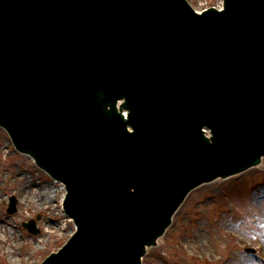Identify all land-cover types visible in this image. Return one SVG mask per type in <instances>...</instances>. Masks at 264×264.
Returning <instances> with one entry per match:
<instances>
[{
  "label": "water",
  "instance_id": "obj_1",
  "mask_svg": "<svg viewBox=\"0 0 264 264\" xmlns=\"http://www.w3.org/2000/svg\"><path fill=\"white\" fill-rule=\"evenodd\" d=\"M187 2L0 0V126L77 227L42 264H140L192 189L264 156V0Z\"/></svg>",
  "mask_w": 264,
  "mask_h": 264
},
{
  "label": "rangeland",
  "instance_id": "obj_2",
  "mask_svg": "<svg viewBox=\"0 0 264 264\" xmlns=\"http://www.w3.org/2000/svg\"><path fill=\"white\" fill-rule=\"evenodd\" d=\"M187 1L198 11L218 4V0ZM259 165L190 192L161 240L146 250L142 264H223L233 255L247 257L253 264H264V242L256 228L259 222L264 224V198L254 196L257 188H264V158ZM16 176L32 180L35 184L32 189L49 194V200L44 194H38L33 198L31 208L24 207L22 198L25 192L20 190L21 186L12 183ZM52 182L29 156L15 151L7 133L0 128V225H7V240L12 243V249H17L16 258L18 262L21 259V264H40L75 230L64 212L59 214L51 207L55 208L60 201L58 197L56 201L49 202L52 199ZM11 198L16 201V210L8 214ZM223 218L227 219L228 225L219 223ZM29 220H33L39 230L36 235L29 234L22 225ZM58 226L61 228L57 231ZM197 227L201 229L206 251L194 244ZM0 264H11L1 249Z\"/></svg>",
  "mask_w": 264,
  "mask_h": 264
},
{
  "label": "bare ground",
  "instance_id": "obj_3",
  "mask_svg": "<svg viewBox=\"0 0 264 264\" xmlns=\"http://www.w3.org/2000/svg\"><path fill=\"white\" fill-rule=\"evenodd\" d=\"M222 5H223L222 0H218V4L216 6L217 10H220L222 8ZM12 183H14L18 186H21L22 188L20 187V190L25 192L23 194L24 198H22V203H23V206L26 208H28V207L31 208L30 204L33 203V198L38 194L40 196H41V194L42 195L44 194L47 197V201L50 198L49 194L47 195V193H42V191L33 190L32 187L35 186V184L32 183V180L27 179L25 177H17L16 176V178H14L12 180ZM57 185H59V187ZM51 188L53 189L52 199L49 202L52 203V202L56 201V198L60 197L59 204H56L55 208L53 206H51L54 211H58L60 214L63 212L62 201H63V198L65 196V187L63 184L53 181ZM48 189H50V187ZM44 191H46V190L44 189ZM50 193H51V191H50ZM254 196L256 198L263 199L264 198V188L262 186L257 188V190H255V192H254ZM46 208H49V207H46ZM263 211H264V208L262 209V212ZM219 223L221 225H228V224H226L227 223L226 218L221 219V221H219ZM60 228L61 227L58 226L57 231ZM256 228L259 230L260 238L264 242V224L259 222V224ZM10 233H12V232H10ZM12 234H14V233H12ZM11 237L15 238L13 236H11ZM7 239H8L7 225H4V226L0 225V249L2 250V254L4 256L10 258L11 264H21L22 263L21 259H19L20 262H18L17 258H16L17 249H15V250L12 249V245H11L12 243H9ZM203 239L204 238L201 235V229H200V227H197V229L195 230V233H194V239H193L195 241L194 244H195V246L199 247L200 250L206 251L205 250L206 245L204 244ZM159 240H161V237L157 241H159ZM216 246L218 247V249H221L219 244H217ZM223 264H253V261L247 257H242L239 255H233V256H230L229 258H227V260Z\"/></svg>",
  "mask_w": 264,
  "mask_h": 264
}]
</instances>
